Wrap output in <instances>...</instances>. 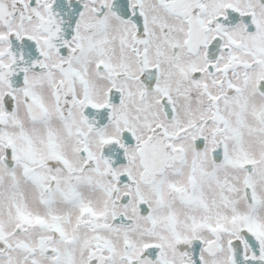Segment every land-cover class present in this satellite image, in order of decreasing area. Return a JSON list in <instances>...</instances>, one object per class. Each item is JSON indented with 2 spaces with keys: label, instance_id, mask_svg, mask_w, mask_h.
I'll return each instance as SVG.
<instances>
[{
  "label": "snow or ice",
  "instance_id": "obj_1",
  "mask_svg": "<svg viewBox=\"0 0 264 264\" xmlns=\"http://www.w3.org/2000/svg\"><path fill=\"white\" fill-rule=\"evenodd\" d=\"M0 264H264V0H0Z\"/></svg>",
  "mask_w": 264,
  "mask_h": 264
}]
</instances>
